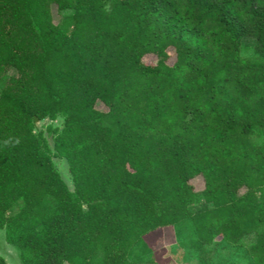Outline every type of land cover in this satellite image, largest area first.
I'll use <instances>...</instances> for the list:
<instances>
[{
    "label": "trees",
    "instance_id": "16d2710c",
    "mask_svg": "<svg viewBox=\"0 0 264 264\" xmlns=\"http://www.w3.org/2000/svg\"><path fill=\"white\" fill-rule=\"evenodd\" d=\"M185 220L264 264V0H0V229L21 263L160 264L148 239Z\"/></svg>",
    "mask_w": 264,
    "mask_h": 264
},
{
    "label": "rangeland",
    "instance_id": "374dc122",
    "mask_svg": "<svg viewBox=\"0 0 264 264\" xmlns=\"http://www.w3.org/2000/svg\"><path fill=\"white\" fill-rule=\"evenodd\" d=\"M54 19L57 22L59 16L54 14ZM241 44L242 54L245 56L251 55L253 42L248 39H242ZM154 59L153 56H146L144 61L152 62ZM13 73L14 70L11 69L9 74ZM48 123L58 126L61 125L62 119L53 123L46 121L42 124ZM54 163L64 179L70 184L71 176L65 161L54 159ZM192 184L197 192L204 189V181L201 177L194 179ZM170 232V238L166 237L163 231L161 236L148 239L150 245L155 248L160 264H251L244 248L228 246L217 240L210 246L197 247L195 244L194 225L190 220L176 224ZM0 255L6 260L7 264H22L17 248L6 242L4 229H0Z\"/></svg>",
    "mask_w": 264,
    "mask_h": 264
}]
</instances>
